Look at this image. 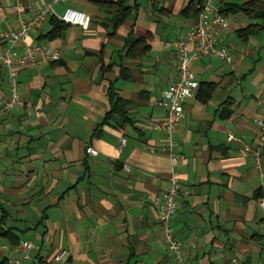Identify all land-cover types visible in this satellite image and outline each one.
<instances>
[{
  "label": "crops",
  "instance_id": "0c3cea01",
  "mask_svg": "<svg viewBox=\"0 0 264 264\" xmlns=\"http://www.w3.org/2000/svg\"><path fill=\"white\" fill-rule=\"evenodd\" d=\"M108 1L56 6L58 14L91 15L89 30L65 23L61 37L48 40L50 17L31 34L32 44L46 43L60 57L21 70L23 104L0 113V222L9 230L0 236V264L22 260V241L37 248L21 264H51L62 251L61 264H172L153 199L167 191L173 167L181 193L172 227L185 264H264V147L261 170L245 151L261 140L264 31L244 42L238 31L250 21L242 12L223 16L228 27L209 15L232 62L210 55L195 64L198 81L216 88L206 103L197 94L186 101L175 147L185 158L174 163L152 128L167 116L166 90L177 75L175 50L164 43L186 36L197 21L186 9L205 0H129L131 15L115 33ZM18 26L16 0H0V41ZM138 38L149 46L144 57L129 55ZM111 88L129 102L125 124L104 123ZM11 90L0 63V110ZM89 146L99 154H88Z\"/></svg>",
  "mask_w": 264,
  "mask_h": 264
},
{
  "label": "built area",
  "instance_id": "2783aa9c",
  "mask_svg": "<svg viewBox=\"0 0 264 264\" xmlns=\"http://www.w3.org/2000/svg\"><path fill=\"white\" fill-rule=\"evenodd\" d=\"M69 0H16L17 16L19 26L16 29L5 31L0 41V63L8 69L12 85L10 98L7 100L0 113H6L18 105H22L19 92L18 76L24 69L39 68L48 59L57 60L60 57L58 51H54L46 43L32 44L31 34L36 32L50 17H56L60 21L71 25L79 26L84 30L92 27L91 15L86 12L68 8L63 14H58L56 6ZM220 0H205L199 6V15L195 25L185 37L164 43V46L175 50L177 55V75L175 80L169 84L166 90L167 116L164 120L152 123V128L159 130L165 137L162 148L170 159L176 163L185 157L175 152L176 133L180 122L184 117V105L189 97L198 93L200 82L195 73L194 66L207 56L216 55L221 60L231 63L232 56L225 47L218 46V34L211 33L208 26V17L215 13L214 23L221 27H228L226 18L220 14L217 3ZM193 45V48H190ZM264 87V79L262 82ZM260 131V145L252 148L245 147V151L252 154L258 168L262 169L261 157L264 147V118L256 120ZM233 140L234 137L230 136ZM127 139L122 138L121 147L124 148ZM87 153L97 156L98 150L89 146ZM169 187L160 198L153 199V204L160 213V221L164 227V238L172 264H185L186 256L184 244L175 234L172 221L178 209V198L181 193L180 182L175 167L169 175ZM37 248L33 241H22L19 250L23 254L22 260L31 259L30 253ZM66 251L59 253L51 264H61ZM22 260L15 261L21 264Z\"/></svg>",
  "mask_w": 264,
  "mask_h": 264
},
{
  "label": "trees",
  "instance_id": "16d2710c",
  "mask_svg": "<svg viewBox=\"0 0 264 264\" xmlns=\"http://www.w3.org/2000/svg\"><path fill=\"white\" fill-rule=\"evenodd\" d=\"M128 1L129 0H112L104 3L103 5L107 13L112 16L114 33L131 15L133 8L128 4ZM189 11L195 12L196 16L199 15V10L195 9L194 4H191L185 12ZM220 12L224 17H227L230 13L242 12L249 19V25L238 31L239 37L244 42L249 41L253 36L264 31V0H250L240 5L226 4L225 7H222ZM51 23L54 28L48 34V40H54L61 37L62 33L68 28L64 22H61L57 18H52ZM129 48V55L132 57H144L149 51V46L146 44V40L144 38L130 40ZM215 88L216 85L214 84L200 83L197 93L200 101L206 103L212 97ZM110 97L112 99L113 106L104 123H109L112 117L121 118L122 124L129 122L126 111L129 102L116 97V93L113 91V88L110 90ZM8 233L9 230L5 229L0 222V236H6ZM17 246H20V244Z\"/></svg>",
  "mask_w": 264,
  "mask_h": 264
},
{
  "label": "rangeland",
  "instance_id": "374dc122",
  "mask_svg": "<svg viewBox=\"0 0 264 264\" xmlns=\"http://www.w3.org/2000/svg\"><path fill=\"white\" fill-rule=\"evenodd\" d=\"M236 2H241V0H235Z\"/></svg>",
  "mask_w": 264,
  "mask_h": 264
}]
</instances>
